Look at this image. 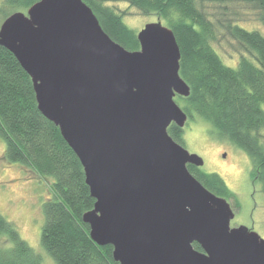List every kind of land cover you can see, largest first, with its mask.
Segmentation results:
<instances>
[{"label":"water","instance_id":"95a60500","mask_svg":"<svg viewBox=\"0 0 264 264\" xmlns=\"http://www.w3.org/2000/svg\"><path fill=\"white\" fill-rule=\"evenodd\" d=\"M137 38V51L114 41L84 0H40L0 26V45L84 168L92 240L118 264H264V238L231 227V204L188 168L203 158L169 135L189 119L175 101L190 87L174 32L158 21Z\"/></svg>","mask_w":264,"mask_h":264},{"label":"trees","instance_id":"16d2710c","mask_svg":"<svg viewBox=\"0 0 264 264\" xmlns=\"http://www.w3.org/2000/svg\"><path fill=\"white\" fill-rule=\"evenodd\" d=\"M40 0H3L0 26L12 13L27 12ZM142 15H157L175 34L181 51L180 75L190 87L188 97L176 101L189 119L198 116L212 127L218 140L242 150L253 165L252 180L264 193V33L239 22L241 11L229 10L231 0H124ZM239 9L254 12L264 25V0H236ZM105 32L127 50L137 51V33L124 22L108 0H84ZM207 4L220 7L211 19ZM214 16V15H213ZM212 16V17H213ZM221 37L240 49L236 68L227 66L213 44ZM169 135L184 146V129L171 124ZM0 139L5 159L52 178V197L43 206L45 223L41 246L56 264H118L113 247L99 246L90 236L83 215L94 208L84 168L61 135L60 129L40 112L32 80L15 56L0 45ZM212 193L240 203L216 173L188 166ZM194 248L203 251L194 243ZM0 264H43V257L25 241L18 228L0 213Z\"/></svg>","mask_w":264,"mask_h":264},{"label":"rangeland","instance_id":"374dc122","mask_svg":"<svg viewBox=\"0 0 264 264\" xmlns=\"http://www.w3.org/2000/svg\"><path fill=\"white\" fill-rule=\"evenodd\" d=\"M107 5L114 7L119 13L126 11L124 22L136 33L146 24L158 21L163 23L159 16L142 15L124 0H108ZM228 5L229 10L233 8L234 11H241L238 19L242 27L264 33V25L254 12L239 9L236 0H231ZM206 11L213 20L215 16H220V7L216 5L207 4ZM213 47L227 66L237 67L240 49L234 41L221 37ZM183 129L184 147L187 151L203 158L202 169L208 173L219 174L241 205L240 209H236L235 200L227 199L236 212L231 227L245 226L264 238V193L260 183L252 180L253 165L250 158L231 142L216 139L212 134L211 125L201 117L188 119ZM5 151L6 143L0 139V213L12 222L21 237L42 255L43 264H56L44 251L40 241L45 223L43 206L52 197L49 184L53 179L39 176L32 169L20 164L10 163L5 159Z\"/></svg>","mask_w":264,"mask_h":264}]
</instances>
